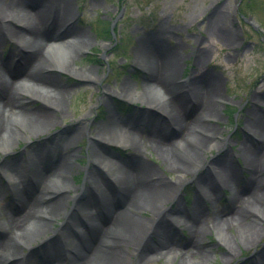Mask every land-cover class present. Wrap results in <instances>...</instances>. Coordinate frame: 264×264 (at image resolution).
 I'll return each instance as SVG.
<instances>
[{"label": "rangeland", "instance_id": "374dc122", "mask_svg": "<svg viewBox=\"0 0 264 264\" xmlns=\"http://www.w3.org/2000/svg\"><path fill=\"white\" fill-rule=\"evenodd\" d=\"M43 1L0 0V8H12L13 21L19 25L25 23L24 19L21 20L22 12L37 11ZM69 3V19L59 33L73 28L75 34L84 32L89 43L83 48L78 37L69 38L66 43L71 46L67 47V52L75 50L76 55L65 64L49 63V67L41 71L45 77L42 85L65 92V112L61 117L51 115V126L41 132L35 131L28 138L16 139L7 153H0V186L3 190L0 194V223H3L8 206H19L33 191V185H19L15 189L3 172V166L12 165L17 158L26 161L29 149L36 150L40 159L48 156L45 164L34 159L43 176L60 173L54 178L53 189L43 191L38 205L45 206L46 201L50 202L58 195L68 198L61 201L57 216L51 219L49 231L41 240L21 248L22 264H67L69 246H80L81 237L86 234L77 238V232L65 236L60 230L65 228V215L86 200L88 174L93 171L91 174L99 181L96 193L108 198V194L115 190L114 172L120 175V169L132 168L139 161L157 173L152 181L156 180L160 186L170 184L178 176L176 167L189 169V173L183 176L179 205H164L176 237L164 247H156V251L145 248L143 252L149 259L146 264H182L186 256L195 251L200 254L191 256L193 263L201 256L200 264H264V186L257 193L261 199L255 198L243 206L233 199L237 195L243 198L251 192L247 186L251 174L246 163L253 157L245 151L256 154L255 157L262 154L258 136L250 130L257 120H264V0H251L248 6L247 0H69ZM103 25L111 26V38L97 34ZM160 33L163 34L160 40L164 42L161 47L158 39L156 44L151 41ZM225 37L229 41L224 40ZM142 44L148 48L149 55L158 58L164 57L165 48L173 50L174 61L169 65V76L177 84L185 83L192 76H205L218 85L207 100L211 108L209 115L199 114L198 125L189 131L195 141L185 148L196 155L197 162L190 161L180 149L165 151L160 156L153 147L141 145L137 146L141 156L134 158L132 150L122 142L123 138L116 141L105 139L106 143L109 142L105 144L95 136L98 131L112 126L118 133L131 135L136 140L140 137L142 146L148 137L161 134V130L163 134L159 136L169 142L177 137L173 126L168 124L165 127L164 122L169 120L156 107L159 104L151 97L152 89L146 85L147 73L137 64L142 60L139 55ZM22 59L15 41H3L0 75L12 80L10 73L19 71ZM82 75L90 80L78 78ZM21 84L22 81L14 87ZM124 88L130 91L123 92ZM108 93H117L109 99L112 107L103 103ZM133 93L136 95L131 97ZM30 96L23 91L16 97L17 116L12 115V120L20 116L19 111L30 114L28 109L33 107L47 109L46 100ZM196 112L190 102L182 109L186 119L196 117ZM133 122H136L135 129L132 134H127L125 125ZM78 123H82L86 131L78 139L70 140L78 131ZM201 139L210 141V147L199 148L197 140ZM165 140H158L157 145L166 149ZM61 146L64 148L62 157L48 155ZM92 147L103 156L105 163L97 166L90 162ZM165 156H171L174 164L163 160ZM48 163L57 165L55 170L49 168L45 171ZM262 166L260 172L264 177V162ZM29 175L30 170L26 172V176ZM61 183L69 185V189L59 191ZM200 183L206 185L200 187ZM14 194L18 197L13 201ZM109 199L116 206L111 194ZM152 213L151 209L145 208L127 214L151 222ZM221 217L228 218L227 227L223 229L227 237L225 241L218 234L219 230H212ZM186 222L200 225L202 233L198 234L197 244H191ZM161 223L164 224L165 220ZM255 229L257 236L249 244L238 239L243 233ZM155 240L150 244L154 246ZM228 248L233 252L227 256ZM162 251L171 254L160 257ZM123 253L129 255L126 264H134L131 262V248H123Z\"/></svg>", "mask_w": 264, "mask_h": 264}, {"label": "bare ground", "instance_id": "6f19581e", "mask_svg": "<svg viewBox=\"0 0 264 264\" xmlns=\"http://www.w3.org/2000/svg\"><path fill=\"white\" fill-rule=\"evenodd\" d=\"M18 4V6L21 5L19 1ZM12 11L13 9L9 7L0 8V47L3 41H15L17 48L22 53L23 59L18 66L19 71H12L10 73L12 80L9 81L0 75V153L3 154L7 153L9 147L16 139L28 138L35 131L41 132V130L51 126L53 124L51 115L52 117L55 115L61 117L64 114L65 92L59 90L54 91L56 88L52 90L51 88L54 87L50 85H42V80L45 77L41 71L49 67V63L57 64V62H63L65 64L67 60L76 55L75 50L67 52V47L71 46V44L66 43L69 38L78 37V40L81 42L79 45L83 48L89 43L84 32L80 35L75 34L73 28H70L67 32L59 33V30L68 22L67 19H69V0H45L37 11L22 12L23 18L21 20L24 19L25 23H20L19 25L13 21L15 14H12ZM16 18L19 20L18 17ZM44 27L47 28L43 30ZM47 29H50L49 32ZM162 36L163 34L160 33V36H157L158 38H151L152 43L156 44V39H158V44L160 43L159 47L163 46L164 42L160 40ZM224 40L228 39L225 37ZM147 50L148 48L142 44L139 51L142 60H140L141 63L137 64L147 73L146 85L152 89L153 93H150L151 97L159 104L156 107L169 120L167 121L168 123L166 121L164 122L165 127L168 124L173 126L177 137L175 136V140L171 138L172 141L169 142L163 137H160V133H157L153 138L148 137L146 143H144L145 146H142L140 137L136 140L131 135L128 136L120 132L118 133L112 126L98 131L95 136L103 143L108 139L116 141L123 138L122 142L132 150L134 158L141 156L138 150L139 145H141L144 148L153 147L155 152L159 153L160 156H163L165 151L171 150L174 152L176 151L175 149H180L188 155L187 157L190 161L197 162L196 155L185 148L187 144H193V141H195L190 136L189 131L191 127L198 125L199 114L200 116L209 115L211 108L207 100L211 95L210 93H215L218 85L214 80L206 79L205 76H192L185 83L177 84L173 77L169 76V65L174 61L173 50L165 48L163 58L149 55ZM141 57L138 56V58ZM143 59H146V62ZM78 78L90 80L85 75L78 76ZM21 81L23 84L14 87ZM125 88L123 92L130 91V89L127 90ZM23 91L33 97L36 96L42 100H46L48 110L39 106L33 107L28 109L30 114L19 111L21 113L20 116L12 120V115L17 116V113H15L16 108L14 107L16 97L23 94ZM146 93L148 92L146 91ZM115 94L117 93H113V95ZM113 95L108 93V98L103 100V103L112 107L109 99ZM135 95L136 93H133L131 97ZM189 102L197 110V115L196 117L186 119L182 115V109L184 110L186 104ZM12 122L14 123L13 128L16 127L17 129L16 131L13 128V131L10 130ZM78 124V131L73 139L70 140L78 139L85 133L86 129L84 125L82 123ZM131 125H125L127 134H132L136 122L131 123ZM250 132L258 136L262 154L255 157L256 154L245 151L250 157H253L252 161L246 163L251 174L247 182L248 189L251 192L243 198L239 195L233 197L242 206L250 203L255 198H260L257 194L259 192L258 189L264 186V177L261 176L260 172L263 168L262 162H264V120H257ZM162 134L163 130H161L160 135ZM160 139L165 140L167 143H164L167 147L166 149L157 145V141ZM108 143L105 142V144ZM197 145L199 148L207 149L210 147V141L207 139L197 140ZM92 148V159L90 162L97 166L105 163L103 156L94 147ZM62 150H64L62 146L58 147L48 155L50 156L52 154V156H56L57 154V157H62L64 155L62 154ZM35 151L34 149H29L26 161L17 158L12 165L7 164L3 166V172L13 182L12 184L15 189L19 185L21 187L23 185H33V191L26 196V200L21 202L19 206H16V204L13 207L12 205L8 206V211H6V215L3 217V223H0V264H22L21 248L23 246H29L35 240H41L40 238L49 231L50 221L57 216L61 206L60 203L64 199L62 195H58L52 201H46L45 206L38 205L39 201L43 198V191L48 188L50 190L53 189V184H55L53 183L54 178H57L56 176L60 173L55 175L56 172H52V175L49 177L43 176L41 174L42 172L35 165L34 159L37 158V161H42V164H45L48 156H42L40 159V154L37 156ZM162 158L174 164L171 156ZM62 159L64 160V157ZM138 163L136 162L132 168L129 167L125 170L118 169L120 175L114 172L113 183L115 190L108 195L110 196L111 194L115 198L116 206H113L109 196L107 198V196L96 193V190L99 189V181L91 174L93 171L88 174V191L86 192L88 194L86 200L80 204L81 206L76 205L65 215V228L60 230L61 235L66 234L65 236L72 232H77L79 235L77 238L86 234V237L83 236L84 239L81 237L80 246L74 244L69 246L66 257L67 264H126L129 255L123 253V248H131L133 255V261L131 262H134V264H146L149 263V259H147L148 254L143 252L145 248L150 249V251H156V247L162 248L168 244L170 239L176 237V233L172 228V222L170 223L167 219L170 214L166 213L164 205L167 203L179 205L178 196L184 183L183 176L189 173V169L183 166L176 167L178 176L170 184L160 186L157 185L156 180L152 181L157 176V173L152 171L149 166ZM56 166L53 163H48L45 171L49 168L55 170ZM28 170H30V175L27 177L26 172ZM0 177L2 178L1 173ZM207 184L209 183L207 182ZM202 185L206 184L200 183L199 186L201 187ZM69 187V185L61 183L59 191L62 189L68 190ZM0 194H3L1 186ZM14 195L15 198L18 197V194ZM66 199L68 200L67 196L64 200ZM145 208L153 211V221L144 222L127 214L128 211H142ZM257 208L259 207L257 206ZM170 217L174 218L173 216ZM178 219L180 218L178 217ZM162 220H165L164 224L161 223ZM227 223L228 218L221 217L212 226V230H219L218 234L223 241L227 238L225 233H223V229L227 227ZM199 226L186 222V227L189 228L191 233L190 242L192 245L198 243V234L202 233V229ZM257 233V229H255L252 232L243 233L238 236V239L249 244L257 236ZM154 238L156 240L153 246L150 243ZM232 250V248H228L226 251L227 256L231 254L230 252H233ZM170 254V251H165V253L162 251L159 253V256L169 257ZM199 254L197 251L190 253L186 256L182 264H200L201 256L198 262L193 263L190 259L194 255L199 256ZM32 264L40 263L35 262Z\"/></svg>", "mask_w": 264, "mask_h": 264}, {"label": "trees", "instance_id": "16d2710c", "mask_svg": "<svg viewBox=\"0 0 264 264\" xmlns=\"http://www.w3.org/2000/svg\"><path fill=\"white\" fill-rule=\"evenodd\" d=\"M251 0H247V6L250 3ZM243 19V17H242ZM98 34L102 37H110L111 38V31H110V25H103L100 30H97Z\"/></svg>", "mask_w": 264, "mask_h": 264}]
</instances>
